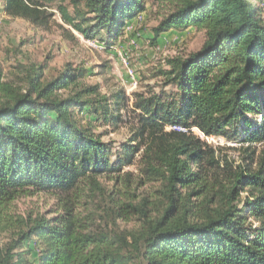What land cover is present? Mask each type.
I'll list each match as a JSON object with an SVG mask.
<instances>
[{"label":"trees","instance_id":"obj_1","mask_svg":"<svg viewBox=\"0 0 264 264\" xmlns=\"http://www.w3.org/2000/svg\"><path fill=\"white\" fill-rule=\"evenodd\" d=\"M0 3L44 29L56 11L57 26L104 49L127 24L129 37L142 33L148 14L152 45L166 32L203 34L130 95L102 93L83 82L91 70L71 65L49 80L43 64H17L10 80L0 68V232L12 235L0 264H264V0ZM121 128L128 139L116 148L102 140ZM191 128L245 156H219ZM137 158L152 195L117 188ZM24 195L49 196L52 208L16 218L10 206Z\"/></svg>","mask_w":264,"mask_h":264},{"label":"rangeland","instance_id":"obj_2","mask_svg":"<svg viewBox=\"0 0 264 264\" xmlns=\"http://www.w3.org/2000/svg\"><path fill=\"white\" fill-rule=\"evenodd\" d=\"M0 3V68L5 78L12 79L16 74V65L43 64L44 80H49L60 72L66 65L75 68L89 69L94 75H88L83 80L85 84L98 83L101 86V92H108L110 86H119L125 89L127 95L132 92L144 89L146 84H156L155 79H149L151 73L156 68L163 66L166 58L178 55L180 53H189L196 51L203 41L202 32L189 29L183 32H166L160 35L155 45L151 44L150 33L151 27L155 21L148 14L143 20L144 24L139 29V44L136 50L127 49L129 66L135 70L137 85L133 88L127 83L125 68L120 63L116 55L113 56L112 50L104 49L102 46H90L86 39L75 31H70L67 26L63 28L57 26L61 24L59 14L55 12V23L44 29L29 24L24 19L10 18L2 11ZM264 7V4L263 6ZM69 30V31H68ZM145 33V36L143 35ZM96 41V40H94ZM98 42V41H97ZM117 43L125 45V38H119L112 46ZM101 44V43H100ZM105 66L106 68H104ZM149 80L144 81L143 79ZM158 91V88H155ZM98 132H104L98 129ZM129 131L121 128L117 131L107 129V133L103 136L104 142L110 141L116 148L120 143L128 139ZM208 145L217 149V153L221 157L234 160L235 163L242 161L245 156L243 151L239 149V145L218 137L205 138ZM262 147L257 148V155ZM118 186L120 190L129 189L136 194L152 195L156 189L157 183L150 182L149 177L142 170V165L137 158L134 165L125 168L124 173L119 175ZM101 182L109 189L112 183L109 178L101 180ZM245 196V194H242ZM53 205V199L46 195L22 196L13 201L10 208L13 215L24 217L30 212H43L50 210ZM122 226L131 227L132 224L126 223ZM11 232H0V246H4L10 242ZM23 248H25L23 246ZM35 254V253H34ZM34 256V255H33ZM31 258L32 255H31Z\"/></svg>","mask_w":264,"mask_h":264},{"label":"built area","instance_id":"obj_3","mask_svg":"<svg viewBox=\"0 0 264 264\" xmlns=\"http://www.w3.org/2000/svg\"><path fill=\"white\" fill-rule=\"evenodd\" d=\"M140 16L137 18V21L140 20ZM138 22V23H139ZM134 25L133 24H127L123 30V35L122 38H125V45L117 43L115 46H112L111 50L113 53V56L116 55L120 61V63L123 65L125 68V74L127 78V83L130 84L131 87H135L137 85V78L135 76V70L129 66L128 62V55H127V49L129 50H136L137 45L139 44V37L140 33H136L135 36L129 37V34L134 31ZM86 42L93 47H102V44H100L97 41H94L92 39H86ZM178 129L179 131L182 132H188L189 130L183 129V128H174ZM190 132H192L194 135L199 136L200 138H205L196 128H191ZM208 139V138H206Z\"/></svg>","mask_w":264,"mask_h":264},{"label":"crops","instance_id":"obj_4","mask_svg":"<svg viewBox=\"0 0 264 264\" xmlns=\"http://www.w3.org/2000/svg\"><path fill=\"white\" fill-rule=\"evenodd\" d=\"M143 35H144V37L147 36V35H145V33H143Z\"/></svg>","mask_w":264,"mask_h":264}]
</instances>
